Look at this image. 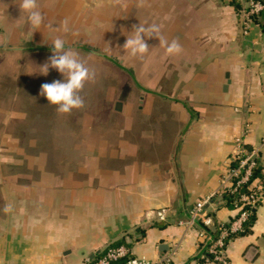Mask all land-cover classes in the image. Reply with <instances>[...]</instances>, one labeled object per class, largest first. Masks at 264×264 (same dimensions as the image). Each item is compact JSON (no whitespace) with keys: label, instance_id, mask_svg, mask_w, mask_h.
<instances>
[{"label":"crops","instance_id":"crops-1","mask_svg":"<svg viewBox=\"0 0 264 264\" xmlns=\"http://www.w3.org/2000/svg\"><path fill=\"white\" fill-rule=\"evenodd\" d=\"M247 5L61 0L58 19L45 14L55 31L64 21L77 24L70 37L78 39L93 38L95 27L98 38L126 42L133 25L157 24L161 39H177L183 51L169 56L157 37L144 36L150 49L143 60L126 49L111 53L123 54L119 64L134 81L123 97L105 99L102 117L78 113L81 126L70 134L79 138L65 149L76 154L57 163L65 164L60 174L44 177L49 191H15L11 230L17 238L8 240L10 233L0 229V264H85L118 245L155 261L175 251L170 264H219L207 252L202 223L185 222L196 202L218 188L237 138L249 147L264 142V25L260 15L244 22ZM74 8L77 13L66 11ZM97 8L107 11L99 15ZM30 30L29 38L44 45L17 35L12 49L30 51L25 41L52 48L54 31ZM163 208L165 219L158 216ZM208 211L216 224L237 216L219 200ZM253 211L249 231L227 243L229 264H264V204Z\"/></svg>","mask_w":264,"mask_h":264},{"label":"rangeland","instance_id":"rangeland-1","mask_svg":"<svg viewBox=\"0 0 264 264\" xmlns=\"http://www.w3.org/2000/svg\"><path fill=\"white\" fill-rule=\"evenodd\" d=\"M19 2L0 0V35L5 36L4 40H0V229L4 230V235L10 233L8 240L17 238V232L14 235L11 230V211H4L6 205L13 206L15 191L24 195L49 191V188H45L44 177L60 174L65 164L59 167L57 163L70 161L76 154L65 149L75 145V139L79 138L70 134L71 130L81 126L78 125L81 119L78 113L84 111L85 114L93 113L102 117L101 114H105V99L123 97L124 88L130 87L129 83L134 81L129 72L119 67L122 65L107 57L110 55L117 61L123 59L122 53L111 54L124 50L123 38H98L99 32L94 33L95 27L92 28L93 38H71V32L77 30L78 25L68 24L71 29L69 33H65L62 26L50 33L52 38H63L65 48H71L95 76L81 92L85 107L73 110L71 114L58 113L56 106L50 105L47 98L40 95L43 83L65 79L52 68L47 75L42 74V66L53 55L52 48H40L37 52L12 49L13 45L20 42L17 35L42 45L46 42L29 38V34L33 36V31L30 30L27 13H22L18 6ZM39 3L41 11L52 15V20L60 17L61 0H39ZM96 10L99 15L107 11L104 8ZM66 11L77 13L78 10L74 8ZM41 33L36 31V34ZM50 41L48 45H51ZM76 45H90L94 55Z\"/></svg>","mask_w":264,"mask_h":264},{"label":"built area","instance_id":"built-area-1","mask_svg":"<svg viewBox=\"0 0 264 264\" xmlns=\"http://www.w3.org/2000/svg\"><path fill=\"white\" fill-rule=\"evenodd\" d=\"M247 7L243 9L245 23L250 17L259 16L264 12V0H245ZM261 167L260 173L254 175L257 167ZM245 191L241 190L243 185ZM225 193L235 194L233 208L237 216L227 223H215L209 206H214L216 201L224 202ZM264 204V142L260 146L248 148L240 137L236 140V146L229 159V166L220 178L218 188L211 194L199 199L190 211V219L185 223L191 225L200 222L204 226L203 236L208 240L207 252L213 261L219 264H229L226 247L227 243L238 233L243 232L244 225L251 216L253 210ZM167 209L158 212L161 219H165ZM213 226L217 233L212 234ZM210 230L212 232H210ZM175 251H171L165 257L151 260L147 257L136 256L125 245L110 246L104 249L102 254L85 264H170Z\"/></svg>","mask_w":264,"mask_h":264},{"label":"clouds","instance_id":"clouds-1","mask_svg":"<svg viewBox=\"0 0 264 264\" xmlns=\"http://www.w3.org/2000/svg\"><path fill=\"white\" fill-rule=\"evenodd\" d=\"M118 2V0H117ZM22 13H27V20L31 28L36 31L48 29L55 31V27L48 23L45 14L40 9L39 0H20L18 4ZM63 31L71 32L68 22L64 21ZM134 35L128 36L123 49L129 50L132 57L143 60L149 52V45L144 36L149 38L155 36L160 43L165 45L166 53L169 56L179 55L183 51V46L177 39L171 42L164 41L160 37V28L157 24L145 27L143 24L133 25ZM53 55L42 66L44 75L48 74L50 68L57 70L64 76V80H55L51 83L41 85L40 95L45 96L50 105L56 106V110L61 114H71L73 110L83 109L85 107L84 98L81 92L86 83L94 79L95 73L85 65L73 52L71 48H65V40L59 36L51 41ZM5 212L11 211V206L6 205Z\"/></svg>","mask_w":264,"mask_h":264},{"label":"trees","instance_id":"trees-1","mask_svg":"<svg viewBox=\"0 0 264 264\" xmlns=\"http://www.w3.org/2000/svg\"><path fill=\"white\" fill-rule=\"evenodd\" d=\"M260 16L262 17V19H263V25H264V12H262L261 14H260ZM23 43V46H24V48L26 49V50H30V51H35V50H39L40 48L42 49V48H44V47H41V46H38L36 43H30V42H22ZM50 48V47H49ZM80 48H82V49H84L85 51H91L92 50V47H90V46H87V45H84V46H80ZM46 49V48H45ZM51 49V48H50ZM108 58H109V60H113L114 62H116V63H118L119 64V62L116 60V59H113V58H110L109 56H107ZM120 65V64H119ZM119 67H121V66H119ZM130 73V72H129ZM130 74H132V73H130ZM248 148H250L249 146H247ZM260 170H261V167H257L256 169H255V171H254V175H257V174H259L260 173ZM246 188H247V186H246V184L245 185H243L242 187H241V190L242 191H245L246 190ZM235 194H232V193H225L224 195H223V197H224V204H227V205H229V206H233V200H234V198H235ZM254 212L255 211H253L252 212V214H251V216L249 217V219H248V221L245 223V225H244V230H243V232H247V231H249V228H250V226H251V224H252V222H253V220H254ZM212 232V231H211Z\"/></svg>","mask_w":264,"mask_h":264},{"label":"water","instance_id":"water-1","mask_svg":"<svg viewBox=\"0 0 264 264\" xmlns=\"http://www.w3.org/2000/svg\"><path fill=\"white\" fill-rule=\"evenodd\" d=\"M120 105H121V103L118 101V102L116 103V108H117V109H120ZM252 251H254V249H253ZM251 254H252V253H251Z\"/></svg>","mask_w":264,"mask_h":264}]
</instances>
